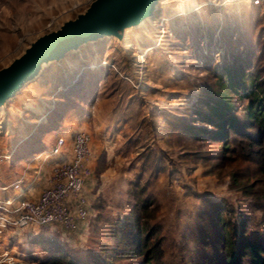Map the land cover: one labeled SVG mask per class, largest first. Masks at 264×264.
I'll return each mask as SVG.
<instances>
[{"label": "rangeland", "instance_id": "obj_1", "mask_svg": "<svg viewBox=\"0 0 264 264\" xmlns=\"http://www.w3.org/2000/svg\"><path fill=\"white\" fill-rule=\"evenodd\" d=\"M90 1L0 0V69ZM151 18L128 29L125 44L103 37L80 46L3 103L0 153L16 145L7 162L46 154L57 135L67 144L78 130L90 137L92 160L86 223L69 233L47 225L4 234L0 264H139L147 251L126 252L121 240L132 214L162 264H190L193 243L185 238L199 214L219 203L248 232L263 233L264 214L243 183L256 181L254 192L264 195V173L243 160L213 167L206 155L217 144L198 130H212L203 116L224 92L228 71L257 84L264 101V3L158 0ZM225 95L240 119L241 91ZM61 154L69 158V149ZM231 172L246 182H234Z\"/></svg>", "mask_w": 264, "mask_h": 264}, {"label": "trees", "instance_id": "obj_2", "mask_svg": "<svg viewBox=\"0 0 264 264\" xmlns=\"http://www.w3.org/2000/svg\"><path fill=\"white\" fill-rule=\"evenodd\" d=\"M243 77L240 71L226 72L224 92L203 116L212 130L199 129L198 133L200 136L204 133L206 140L217 144V148L207 151L206 155L213 167L222 168L243 160L252 164V171L264 173V101L258 93L260 87L250 79L243 82ZM238 90L246 100L240 119L228 112L232 105L225 97V92L237 94ZM229 177L238 183L247 179L245 174L239 178L234 172ZM254 182L243 183V187L251 198L257 199L253 206L264 214V195L254 192L257 186ZM199 215L203 219L185 238L186 246L188 241L193 243L188 256L190 264H264V231L262 234L254 230L248 232L246 221L227 217L221 203L208 206ZM131 216L127 236H121V240L126 237L125 251L136 254L147 251L139 264H162L156 244L148 245L147 237H141L138 216Z\"/></svg>", "mask_w": 264, "mask_h": 264}, {"label": "built area", "instance_id": "obj_3", "mask_svg": "<svg viewBox=\"0 0 264 264\" xmlns=\"http://www.w3.org/2000/svg\"><path fill=\"white\" fill-rule=\"evenodd\" d=\"M263 3L264 0H250L253 7H260ZM64 148L69 149V158L61 154ZM58 155L61 160L49 167L45 185L35 198L23 196L25 189L19 188L21 180L9 185L17 193L0 200V238L6 233H16L33 226H56L69 233L86 223L88 205L83 187L90 176L92 160L88 133L82 130L73 132L67 144L64 137H55L51 148L42 155V160ZM4 254L1 252L0 258Z\"/></svg>", "mask_w": 264, "mask_h": 264}, {"label": "water", "instance_id": "obj_4", "mask_svg": "<svg viewBox=\"0 0 264 264\" xmlns=\"http://www.w3.org/2000/svg\"><path fill=\"white\" fill-rule=\"evenodd\" d=\"M156 3L157 0L90 1L82 13L64 21L60 28L39 36L8 67L0 69V103L5 97H12L18 86L30 81L43 60L58 61L70 47H78L107 33L118 35L122 26L152 14Z\"/></svg>", "mask_w": 264, "mask_h": 264}, {"label": "crops", "instance_id": "obj_5", "mask_svg": "<svg viewBox=\"0 0 264 264\" xmlns=\"http://www.w3.org/2000/svg\"><path fill=\"white\" fill-rule=\"evenodd\" d=\"M15 147L16 145L11 149L13 150ZM11 149L0 153V200L7 199L17 193V190L10 188L9 185L18 179L21 180L19 188L25 189L23 196L25 198H35L39 190L45 185V180L49 173L50 166H47L42 159L41 161L37 160L45 151L42 150L40 154L29 158L19 159L15 162H7L12 153ZM2 156H6V158ZM1 187L6 188L1 189Z\"/></svg>", "mask_w": 264, "mask_h": 264}, {"label": "bare ground", "instance_id": "obj_6", "mask_svg": "<svg viewBox=\"0 0 264 264\" xmlns=\"http://www.w3.org/2000/svg\"><path fill=\"white\" fill-rule=\"evenodd\" d=\"M157 2H158V0H157ZM152 20V18H151V13L150 14H145V15H143V16H141L138 20H136L135 22H132V23H129V24H127V25H124V26H122V28H121V31H120V33L118 34V35H115V34H113V33H107V34H105L104 36H101V37H98V38H96V39H94V40H88L87 42H85L84 44H81V45H79L78 47H70L69 48V50H68V52L65 54V55H68L69 53H74L80 46H82V45H85V44H87V43H92V42H95L96 40H98V39H101V38H103V37H111V38H113V39H115L117 42H119L120 44H123L124 43V34H125V32L128 30V29H130V28H137V27H140V26H143L147 21H151ZM60 26L61 25H59L56 29H58V28H60ZM55 30V29H54ZM49 32V31H48ZM47 33V32H46ZM45 33V34H46ZM39 37V36H38ZM38 37H36L35 39H37ZM34 39V40H35ZM33 40V41H34ZM33 41H30L29 43H28V45L31 43V42H33ZM125 44V43H124ZM28 47V46H27ZM26 47V48H27ZM25 48V49H26ZM24 49V50H25ZM24 50L18 55V56H20L23 52H24ZM65 55L62 57V58H64L65 57ZM18 56H16V57H14L13 59H11L10 60V62H9V64L12 62V60H14V59H16ZM57 60L56 59H53V58H47V59H45V60H43L40 64H39V69L36 71V73H35V75L33 76V78H31V80L30 81H28L26 84H28L29 82H33L35 79H37V77H39L42 73H43V70L46 68V67H48L51 63H53V62H56ZM8 64V65H9ZM8 65H6V66H4V67H2V68H5V67H8ZM26 84H24V85H26ZM24 85H22V86H18L17 88H16V90L15 91H18V90H20ZM10 97H5V98H3V100H2V102L3 101H5V100H8ZM0 103V113H3L4 112V110H3V103ZM42 119H44V117L42 118Z\"/></svg>", "mask_w": 264, "mask_h": 264}]
</instances>
